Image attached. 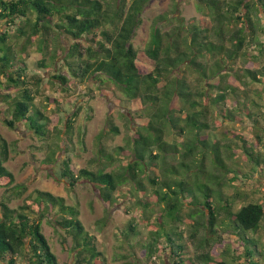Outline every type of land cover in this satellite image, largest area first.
I'll list each match as a JSON object with an SVG mask.
<instances>
[{
    "label": "trees",
    "instance_id": "1",
    "mask_svg": "<svg viewBox=\"0 0 264 264\" xmlns=\"http://www.w3.org/2000/svg\"><path fill=\"white\" fill-rule=\"evenodd\" d=\"M151 1L116 0L111 5L101 0H0V22L5 26V30L0 31V77L5 79L6 90L0 92V104L6 105L0 109V117L4 118L8 128L23 124L44 142L50 137L51 129L56 130L51 118L36 102L44 80L33 78L30 81L25 59L29 56L28 49L37 47L43 55L38 67L48 68L46 58L50 57V43L59 41L60 50L55 54L64 56L62 62L68 68V74L54 75L53 80L63 91H67L69 75L80 84L99 81L101 91L102 86L111 82L128 99L144 101L148 108H145V116L149 119L132 137V157L126 167L107 171L115 157L100 148L98 161H95L97 170L77 169L67 157L60 162L59 178L66 180L73 190L80 181L93 184L107 203H113L118 189L130 182L133 191L129 193L134 198L138 196L136 203L145 213L159 206L154 222L145 216L150 221L146 224L148 235L145 242L140 240L148 260L156 257L159 248L165 245L170 264H197L196 261L210 264L215 260L211 249L218 238V228L225 225L242 242L244 253L240 256L245 260L240 263L227 249L219 264H262L264 249L261 241L250 233L255 234L261 228L264 204L253 200L234 211V199L225 195L223 186L230 172L227 159L234 160L243 155L254 164L253 168L260 167L264 172V149L244 143L242 154L234 151L231 144L222 145L220 140H213V127L208 119H213L211 111L218 108L216 119L220 116L225 121L236 120L237 112H242L252 119L258 145L264 146V126L258 127L261 126L259 117H264L259 111L264 106L263 91L262 94L252 93L251 99L247 95L249 101L237 100L229 109H222L229 96L237 93L236 88L228 84L230 77L235 76L245 88L249 84L264 83V65L240 69L242 76L235 66L239 59L249 56L245 48L255 40L254 11L264 16V0H237L229 4L204 0L213 13L215 24L211 28L196 23L182 26L181 23L174 30L164 32L156 23L145 49L153 69L146 73L137 65L138 52L132 39L142 24L143 11ZM164 18L167 20L163 16L158 22ZM261 30L264 32V27ZM62 39L71 42L68 49ZM255 44L259 55L251 58L259 64L260 58L264 57V43L256 40ZM52 58L56 60L55 55ZM188 72L197 75L194 89L188 80ZM76 118L77 113L65 122L64 137L69 144L73 143ZM109 129L110 134L119 133L111 121ZM171 136L185 139L178 143ZM69 148L60 145L65 152ZM124 152V147H118L115 155L121 158ZM57 154L51 150L45 163H57ZM9 157L10 145L0 134V188H10L13 192L0 200V264H20V261L24 264H59L43 232V221L50 214H53L58 230L67 236L62 243L66 245L68 237L73 241L69 251L74 254V264H103L96 236L85 228L77 206L41 190L29 196L28 203L17 208L9 205L11 197L19 198L27 190L23 185L13 187L14 175L5 167ZM168 158L176 159L177 163L167 162ZM152 166L159 169V174L152 171ZM150 168L152 174H148ZM197 169L201 177L195 174ZM230 173L234 174L230 181L236 182L238 174L234 170ZM186 201L193 208L183 207ZM188 227L193 231L192 238L198 233L203 235L199 247L207 252L191 255L188 245L183 242ZM121 232L129 244L133 237L142 233L136 219H129Z\"/></svg>",
    "mask_w": 264,
    "mask_h": 264
},
{
    "label": "rangeland",
    "instance_id": "2",
    "mask_svg": "<svg viewBox=\"0 0 264 264\" xmlns=\"http://www.w3.org/2000/svg\"><path fill=\"white\" fill-rule=\"evenodd\" d=\"M101 1L105 3L110 2L111 5L116 2V0ZM219 1L229 4L237 0ZM246 1L251 2L256 0ZM212 15L213 13L209 10L204 0H152L144 9L141 15L142 24L136 30L132 39V43L138 52L137 65L146 73L153 69L152 62L145 54V49L151 41L152 28L156 23L164 32L174 30L181 23L182 26L196 23V25L203 24L205 27L211 28L215 24ZM163 16H166L167 20L164 18L158 22L159 18ZM254 20L256 25L255 40L254 42L250 41L245 48V52L249 56L245 59H239L235 63L238 74H240V69H254L260 67L259 65H264V57L260 58L259 64H256V60L251 58V56L259 55L258 46L255 44L256 40L264 43V32L261 30L264 27V16L254 11ZM1 30H5V26L0 22ZM56 42L53 43L52 41L49 46L50 57L46 58L48 68L38 67V62L42 60L43 55L37 51V47H30L27 51L29 56L25 59L29 68L28 76L30 81L33 78H43L44 80L41 94L36 102L47 116L51 118L53 127H56V130L54 128L51 129L49 133L50 137L44 142L34 133L30 132L23 124H19L17 128H8L3 121L4 118L0 117V134L10 145V157L5 167L14 175L15 183L13 187L16 185L27 187L23 196L17 198L14 195L11 197L9 205L12 208L23 205L28 201L29 196L34 195L36 190L50 192L55 196L64 198L67 204L78 207L80 220L85 228L96 236V245L98 246V250L103 254V264H170L169 252L165 248V245L159 248L160 250L156 257L148 260L145 249L140 244V240L145 242L148 235L146 224L150 223V221L146 219H152L153 221L151 222H154L156 214L159 212V206H154V209H148V212L145 213L144 208L138 205V202L136 203L138 196L134 198L129 193V191H133L132 183L128 182L119 188L118 192L114 194L116 200L113 203H107L102 199L99 191L93 184L87 181H80L73 190L70 189L66 180L59 178L60 162L67 157L72 159L73 165L77 169L88 168L97 170L95 161H98V151L100 148H105L115 157V162L109 164L107 171H118L120 168L126 167L130 157H132V137L137 128L147 124L149 119L145 116V108H148L144 101L140 99H128L124 92L111 82H107L102 86L103 90L101 91L98 88V85H101L99 81L92 80L86 84H80L69 75L67 91H63L58 86L57 81L53 80L54 75L68 74V68L62 62L64 56L62 54L56 56L55 54L57 50H60V42ZM61 42L67 49L70 47L71 42L64 39ZM52 55H55L56 60L52 58ZM187 75L194 89L197 75L191 72H188ZM235 78V76L230 77L228 84L234 86L237 93L229 96L226 105L222 109H229L237 100L249 101L252 98V93L256 91L261 94L263 91L262 97L264 99V83L249 84L245 88L241 84L242 82L239 83L240 81ZM0 84L2 85L0 86V92L5 93V79L2 77H0ZM245 90H248V92H245ZM228 93H231V90ZM55 100L58 102L56 103ZM262 100L261 102H263ZM5 106V104H0V109L6 108ZM218 109L211 111L214 113L213 119H208L213 127L211 133L213 140H220L222 145L231 144L234 151L237 153L240 151L242 154L244 143L254 145L258 149H264L263 145H258L255 125L252 123V119L246 118L242 112H237V118L234 121H225L220 116L216 119L215 113H218ZM259 109L260 114H264V106H261ZM75 113H77V118L75 119L72 136L73 143L69 144L64 137L65 122L73 119ZM258 120L261 125L258 127L262 128L264 126V117H259ZM110 121L117 126L119 130L118 134H110ZM261 135L263 134L261 133ZM223 137H226V139ZM173 138L177 139L178 143H182L185 139V137L171 136V139ZM60 145L70 147L69 151L65 152L60 149ZM118 147L125 148V152L121 158L115 155V150ZM51 150H55L58 153L56 156L57 163L46 164L45 160ZM167 162L176 164L177 160L168 158ZM226 164L230 172L234 170L239 176L238 180L233 183L230 180L234 177V174L228 172V176L226 177L227 183L223 186L225 195L234 199V211H237L241 206L253 200H259L260 203L264 204V172L261 171V168H253L254 164L246 160L243 155L237 156L234 160L227 159ZM262 168L264 169V166ZM152 171L155 174H159L157 167L152 166ZM149 173L152 174L151 168ZM195 174H199L198 169ZM199 176L201 177V173ZM145 183L151 188L148 181H145ZM9 189L0 188V200L13 195V192ZM169 200H175V198H169ZM184 205L186 209L193 208L187 201L183 203V207ZM127 208L128 210L126 211ZM129 219H136L139 223V230L142 232L137 238L133 237L131 241L133 246L129 244V241L128 243L125 242L121 232L127 226ZM165 222L168 223V221ZM56 225L53 214H50L43 221L44 235L52 251L57 256L59 264H74V254L69 251L73 241L68 237L66 245L63 244V239L67 236L61 230H58ZM185 226L186 224L183 225V227ZM190 227L186 228L187 232L184 234L183 242L188 245L191 255L207 252V250L202 251L199 247V241L203 235L198 233V236L192 238L191 234L193 231H191ZM250 235H256L260 239V245L264 249V221L258 232L255 234L250 233ZM172 236L175 237V235ZM217 236L218 238H216L215 244L211 249L215 260L210 264H219L227 249H229L230 253L233 252L236 260L243 263L245 258H241L240 256V254L244 253V249L241 246L242 242L233 231L225 225H221L218 228ZM196 262L197 264H201L198 261ZM19 263L24 264L23 261ZM262 264H264V261Z\"/></svg>",
    "mask_w": 264,
    "mask_h": 264
}]
</instances>
